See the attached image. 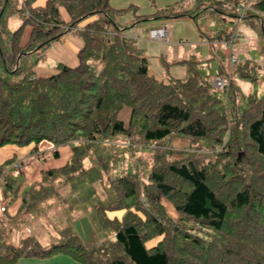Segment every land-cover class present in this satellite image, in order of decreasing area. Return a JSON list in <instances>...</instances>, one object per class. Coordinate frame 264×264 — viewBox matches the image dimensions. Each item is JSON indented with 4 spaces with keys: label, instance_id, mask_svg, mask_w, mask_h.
<instances>
[{
    "label": "trees",
    "instance_id": "16d2710c",
    "mask_svg": "<svg viewBox=\"0 0 264 264\" xmlns=\"http://www.w3.org/2000/svg\"><path fill=\"white\" fill-rule=\"evenodd\" d=\"M35 1L0 0V147L31 145L33 151L48 142L70 145L72 156L60 167L43 169L24 194L83 175L90 140L98 137H122L140 170L130 167L112 177L115 197L96 207L114 232L113 240L86 246L70 228L48 246L26 236L19 245L0 244V264L58 253L82 264H264V93L250 91L242 107L235 83L237 76L256 82L255 60L219 67L218 76L230 77L220 89L213 86L206 62L191 55L182 61L186 75L165 83L149 74L147 56L127 33L136 23L116 20L131 7L114 9L109 0H46L44 6H34ZM194 1L191 15L219 22L208 36L211 41H233L227 24L235 20L264 32V0ZM246 2L251 12L240 8ZM60 6L69 21L62 19ZM91 16L96 19L77 26ZM11 21L17 23L14 29ZM72 31L82 41L78 63H58L55 73H39L43 51ZM228 68H233L230 74ZM125 106L130 108L126 119L121 113ZM173 135L188 137L198 147L208 139L218 149L213 159H170L160 145ZM81 139L82 148L77 145ZM152 144L159 147L151 154L134 147ZM58 153L56 148L53 157ZM12 162L0 164V193L14 198L19 186L7 171ZM162 199L173 205L177 219L166 213ZM123 209L120 219L104 214Z\"/></svg>",
    "mask_w": 264,
    "mask_h": 264
},
{
    "label": "rangeland",
    "instance_id": "374dc122",
    "mask_svg": "<svg viewBox=\"0 0 264 264\" xmlns=\"http://www.w3.org/2000/svg\"><path fill=\"white\" fill-rule=\"evenodd\" d=\"M194 4L195 1L191 2V0H184V8L182 7V9H180L181 7L178 5H182L181 0H109V5L114 9H126L131 7L126 13L118 15L116 20L119 23L127 25H130L133 22L136 23L132 26L130 25L131 27L127 29V33L129 36H134L133 39L136 40V46L139 47H137L138 49L145 46L144 44L153 50H158V48L163 46L169 51H171L172 48L180 50L190 48L191 45H194L193 52L195 55H199L201 52L203 53V55L198 57L199 59L197 58L198 61L206 62L201 59L209 57V61L207 62H211L212 60L210 57H212L214 62L222 67H227V64L232 65L231 61L236 62L237 60L244 58L256 59L255 62L259 66V78L256 82H252L250 79L238 76L235 77V83L239 88L238 91L241 95H243L239 100V104L243 107L246 105V96L250 91L256 93L255 95L257 96L264 93V32L262 29L257 31L244 20H235L232 23L227 24L234 35V37H232L234 40L214 42L212 43L213 46H210L207 43L210 41L208 36L216 30L219 22L216 18H206L203 16L199 18L194 14L191 15V10L193 9L192 7ZM240 8L248 11L250 10L247 2ZM176 10H184L185 13L183 14L185 15L177 17H171L168 15L169 12L171 14L172 11L176 13ZM139 15L142 17L145 16L144 20L140 19V17H138ZM94 19H96V16L88 17L77 23V26L82 27ZM166 25L169 26L170 30V35H168L170 36L169 39H163L164 37L149 38L151 30L160 29L162 26ZM16 26L17 23H14L13 21L10 22L9 27L11 29H14ZM72 33L73 35L75 34L73 31ZM27 34L28 32L23 34L22 41L25 40ZM76 37L78 36L76 35ZM167 40L169 41L164 42ZM140 51H142V49H140ZM204 53H207L208 55L205 56ZM190 56L191 55L181 59H171L170 57L154 59V63H159L160 66L158 64L149 66L147 57L148 72L150 75V72H154L155 75L159 76L162 73L160 72L161 68L164 69L166 76L169 77L170 74L167 73L168 65L183 64L182 61L187 60ZM232 56H235L237 59L232 58ZM161 62L163 63L161 64ZM214 62H212V64ZM233 68H229V71H231V69L233 70ZM213 71H211V73H214ZM201 74L204 76L206 72L203 71ZM158 81L168 83L169 79L164 78L161 80L159 79ZM222 99L224 100L223 97ZM225 107V112L228 113L230 109L228 100ZM129 111L130 108L126 106L123 108V112H121L123 118H127ZM82 140L83 139L77 143L80 148L84 146ZM90 143L91 145L88 148L87 153L88 159H85L83 164V167L85 168L83 175H78L72 179L61 178L60 180L62 182L56 183L57 186L55 184L53 186L46 184L41 190H39L38 187L32 190V195L37 197L38 200L33 204V206L30 203L31 207L29 211L21 212V220L15 221L16 226H14V229L8 226L6 227L7 235L11 238V243L18 244L22 237L25 238L26 236H32L43 246H48L53 241L59 239L60 232L68 225L72 226V232L77 234L86 246L114 239V232H111L109 227L103 223L102 214L96 207L100 204H109V201L115 197L114 191L110 185L112 177L124 175L128 169H131L130 167H135L140 170V165L138 160L132 155V150L126 147L128 142L124 144L125 142L120 136H108L105 137V139L98 137L96 140H90ZM198 144L199 147L192 144L188 137L173 135L163 140L160 147L168 150L170 159L201 157L207 160L214 158L213 153L216 149H218V145L213 147L211 145V141L208 139H202L198 142ZM147 146L148 147L146 149H142L143 147L140 145L134 147L136 151L139 150L141 152L143 151V153L150 154L153 152L155 147H159L156 144ZM69 147L70 145L57 147L54 146L53 143L41 142L34 149L38 150L35 154L36 157L31 154L29 159L36 160L40 165H44L47 169H49V167L57 168L60 167L59 163L66 160L67 155L72 156V151H70V153L69 151L68 153H61V158L58 160H54L52 152L56 148L59 151H63L64 149L67 151ZM31 148V146L6 144L0 147V160L5 161L7 158H11V156H14L13 152L15 151L20 152L18 158H22L21 156H23V150L29 152ZM45 155H48L49 158H46ZM29 159L27 158V160ZM47 159L50 161H47ZM46 161L47 163H45ZM25 162L26 161L24 160L21 165L19 163H15V168H13L15 171L13 175L17 176L22 172V166L23 168L26 166ZM16 164H18V166H16ZM101 168L104 169L102 173L100 171ZM10 170L11 169L9 168V174H11ZM27 189L28 187H26V190ZM161 201L166 213L173 219H177L179 214L176 212L173 205L167 200L162 199ZM5 204H7V211L13 214L18 209L19 201L16 199L8 203L5 201ZM114 211L116 210H105L104 214L106 217H115V215L122 217L126 212L125 210H122L119 212L121 214H119ZM157 240V237H155L148 241V246H151ZM15 264L82 263L65 254L58 253L46 257L21 256L17 259Z\"/></svg>",
    "mask_w": 264,
    "mask_h": 264
},
{
    "label": "crops",
    "instance_id": "0c3cea01",
    "mask_svg": "<svg viewBox=\"0 0 264 264\" xmlns=\"http://www.w3.org/2000/svg\"><path fill=\"white\" fill-rule=\"evenodd\" d=\"M45 1L46 0H36L34 2V6H44ZM60 15H61V17H62V19L64 21H68L70 19V16L68 15L67 11L62 6H60ZM162 27H167L168 28V33H169L168 35H170L169 26L166 25V26H162ZM71 33L72 32H68V33L64 34L63 36H61V38L58 41L52 42L45 49V51L41 55V58H40V61L38 62V65H37V71L39 73H42V74L55 73L57 71L56 65L58 63L65 64L67 66H75L78 63L77 53H78L79 49L82 46V41L78 37H76L75 34L73 35V33L72 34ZM130 36L134 37L133 35H130ZM169 37L170 36H168V39H169ZM149 38H151V37L149 36ZM153 40H156V39H153ZM168 41L169 40L164 41V42H168ZM216 41L217 40H215V41H211L210 40L207 43L210 46H212V43H214ZM136 45H137V42H136ZM144 45L145 46H143L140 49H142V51H143V53L145 55L146 54L148 55V56L147 55L146 56L148 57L149 66L150 65L154 66V65H157V64L159 65V63H154V61H153L156 58L160 59V58H164V57L165 58L170 57L171 59H177V58L181 59V58H184V57H188L189 55H195L194 52H193L194 45H191L190 48L180 49V50H175L174 48H172L171 51L167 50V48H165L163 46L161 48H158V50H153L152 48L148 47L146 44H144ZM181 53H183V54H181ZM185 55H187V56H185ZM201 55H203L202 52L199 55H195V56H196V58H198ZM204 55L207 56L208 54L204 53ZM232 58L235 59L236 57L232 56ZM210 59L212 60L211 62H207V61H209V57H206L205 59H201V60H203V61L205 60L206 61L205 66L207 64V67H206V71L207 72L211 73V71H213V69H214V71H213L214 73H211L212 79H214L217 76L218 68L221 65L217 64L216 62H214L212 57H210ZM252 59H254V58H252ZM254 60L256 61V59H254ZM212 62H214V63L212 64ZM162 63L163 62H161V64ZM214 64L215 65L217 64V65L215 66ZM216 69H217V71H216ZM228 70H229V68H228ZM160 72H162V73L159 76L155 75L154 72H150V73H151V75H153L158 80L159 79L161 80V79H164V78L169 79V78H172V77L181 78V77H184L186 75V67L183 64H174V65L171 64V65H168L167 73L170 74L169 77L166 76V72L164 71V69L160 68ZM172 73L175 74V75H173ZM29 146H31V145H29ZM63 148H65V147H63ZM69 148H68L67 151L65 149L63 151H61V150L59 151L58 150L59 153H58L57 157H53L54 160L60 159L61 155L63 153H68V151L70 153L71 149H69ZM37 152H38V150H35V151L34 150L33 151L29 150V152H27L26 150H23V152H22L23 156H21L22 158H18L19 157L18 155H19L20 152L15 151V152H13L14 156H11V158H7V160L8 159H10L11 161L13 160L11 165H9L8 167L11 169L10 170V173H11L10 176H13V178L16 180V183L18 184L19 188H18V191H17V195L14 198H12L11 196L4 197L0 193V207L1 206L4 207V210L0 209V234L2 235V239H0V244L2 242L11 243V238H9L8 235H7L6 227L8 226V227L14 229V226H16L15 225V221H17V220L20 221L21 220V217H20L21 212L22 211H24V212L29 211V209L31 207L30 203L33 206V204L38 200V198L34 197V195H30V194L25 195L24 194V191H26V187L29 188V186L33 182L39 181L40 178H41V171L43 169H47L44 165L43 166L40 165L36 160L29 159L31 154H33L34 157H36L35 154ZM70 156L71 155H67L66 160L64 162L59 163L60 164L59 166L64 165L69 160ZM45 157L49 158L48 155H45ZM27 158L29 160H27ZM24 160L26 161L25 162L26 166H24V168L22 166V172L19 173V175H17V176L13 175L14 171H15V169L13 170V168H15L13 165H15V163H19L21 165ZM48 160L49 159H47V161ZM47 161L45 163H47ZM2 162H4V161L0 160V164ZM9 168L7 169L8 172H9ZM49 168H52V167H49ZM59 182H62V181L59 180ZM15 199L19 201L18 209H17V211L15 213L11 214V213H9L7 211V204H5V201H7V203H8V202H10L12 200H15ZM24 199H25V201H24ZM121 211L122 210H116L114 212L115 213H119ZM123 211H124V209H123ZM119 214H121V213H119ZM115 217H117L119 219L121 218L120 216H116V215H115ZM108 218L112 219L114 217H110L109 216ZM67 227H69L71 230L73 229L71 225L66 226V228ZM22 239H23V237H22ZM22 239H21V241L18 244H15V245L21 244Z\"/></svg>",
    "mask_w": 264,
    "mask_h": 264
},
{
    "label": "built area",
    "instance_id": "2783aa9c",
    "mask_svg": "<svg viewBox=\"0 0 264 264\" xmlns=\"http://www.w3.org/2000/svg\"><path fill=\"white\" fill-rule=\"evenodd\" d=\"M168 29L167 27H162L160 29H153L150 31V37L151 38H160V37H164L163 39H167L168 38ZM232 63L234 61H231ZM228 74H230V71H228ZM229 76H225V77H221V76H216L214 79H212V84L214 87L217 88H224L225 85L228 84V80H229ZM1 210H4V207L1 206L0 207Z\"/></svg>",
    "mask_w": 264,
    "mask_h": 264
},
{
    "label": "clouds",
    "instance_id": "9594fccd",
    "mask_svg": "<svg viewBox=\"0 0 264 264\" xmlns=\"http://www.w3.org/2000/svg\"><path fill=\"white\" fill-rule=\"evenodd\" d=\"M228 73V72H227Z\"/></svg>",
    "mask_w": 264,
    "mask_h": 264
}]
</instances>
